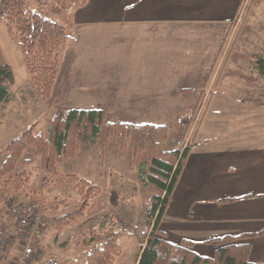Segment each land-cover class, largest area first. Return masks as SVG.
<instances>
[{
	"label": "crops",
	"instance_id": "obj_1",
	"mask_svg": "<svg viewBox=\"0 0 264 264\" xmlns=\"http://www.w3.org/2000/svg\"><path fill=\"white\" fill-rule=\"evenodd\" d=\"M47 1L28 3L36 10ZM240 6V0H87L66 13L70 36L52 96L38 100L47 125L56 112L70 110L101 111L115 124L169 128L194 119L186 138L194 147L160 230L174 245L193 243L205 258L214 257L212 241L237 238L250 245L251 263L264 264V75L251 63L248 97L216 92L237 82L238 65L229 62L235 48L227 45L239 33ZM7 31L0 33V66L12 67L15 84L0 109V148L11 143L14 111L38 97Z\"/></svg>",
	"mask_w": 264,
	"mask_h": 264
},
{
	"label": "trees",
	"instance_id": "obj_2",
	"mask_svg": "<svg viewBox=\"0 0 264 264\" xmlns=\"http://www.w3.org/2000/svg\"><path fill=\"white\" fill-rule=\"evenodd\" d=\"M245 0H240L243 6ZM259 0H252V4ZM53 20L31 10L28 0H0V26L8 20L9 32L24 55V62L31 74V86L42 102H49L60 67V52L69 39L66 13L86 4L87 0H53ZM250 60L264 75V57L252 55ZM249 82H255L250 79ZM15 84V74L10 65L0 66V109L10 100L9 87ZM186 128L180 145L167 150L164 143L170 131L165 126L115 124L107 121L101 111H58L50 119L46 136L36 135L35 128L28 129L5 149V160L0 167V207L9 196H18L30 183V173H17L19 165L28 168L31 160H24L25 152L33 148L34 156L42 159V168L61 183L76 186L81 196L78 207L52 221L58 232L77 224L87 216L93 196L100 192L97 185L81 180L75 175L63 176L58 165L78 156L81 144L99 145L102 159L106 150L114 154H129L132 164L140 165V183L150 194L145 207V227L140 240L142 250L137 264H254L250 262L251 247L238 244L237 238L212 241L216 248L213 258L196 254L194 244L182 241L170 243L160 230L162 221L172 202L187 159L194 144L186 145V138L194 119L181 121ZM124 236L114 229L91 232L84 236L81 250L88 252L87 264H114L121 256L119 240ZM249 235L244 238H252ZM2 262V261H1Z\"/></svg>",
	"mask_w": 264,
	"mask_h": 264
},
{
	"label": "rangeland",
	"instance_id": "obj_3",
	"mask_svg": "<svg viewBox=\"0 0 264 264\" xmlns=\"http://www.w3.org/2000/svg\"><path fill=\"white\" fill-rule=\"evenodd\" d=\"M53 6V0H48L43 9L35 10L34 6L30 8L56 20L51 12ZM241 11L239 33H236L227 45V50L235 48L231 52L229 62L235 60L238 65L239 69L232 74L238 84L235 83L231 88L221 84L215 91L226 95L248 97L246 81L255 77L249 68L246 69V66L252 63L250 56L264 57V0H259L255 4H252V0H245ZM7 23L8 20H3L0 33H8L7 28L8 26L10 28V25ZM17 79L18 85L24 83L19 71H17ZM244 81L246 84L242 83ZM33 89L30 88L32 92H28V98L31 95L32 99L35 97ZM197 96L200 98L201 95ZM35 101L24 103V106L19 105L18 110L14 111L11 118L13 126L9 128L7 135L8 142L20 138L33 127L36 135L44 133L46 136L48 125L43 121L46 112L38 97ZM170 124V128L165 126L169 131L171 130V136L169 134L170 139L168 138V142L164 143V147L167 150H174L182 141L180 127L186 128L181 121L179 126L177 122ZM185 144L191 143L186 141ZM5 149L6 146L0 148V166L5 159ZM101 156L99 145L90 147L84 143L81 144L76 159L65 160L58 165L59 174L75 175L81 180H89L88 182L97 185L100 189V192L92 197L90 209L84 219L60 232L51 225L44 235L43 244L57 256L59 264H87L89 253L81 250L82 239L88 233L104 232L108 229L124 234L119 240L122 254L114 264H136L140 256L142 250L140 236L145 227V207L150 198V194L140 183V165L132 164L128 153L117 156L111 149L106 150L104 159ZM23 159L31 160L32 166L26 168L19 165L16 172L30 173L31 180L24 192L14 197L26 202L34 200L41 203L51 224L54 219L65 216L78 207L81 196L76 186L61 183L54 175L46 173L42 168V159L34 156L33 148L25 152ZM0 215H3V219L6 218L2 208Z\"/></svg>",
	"mask_w": 264,
	"mask_h": 264
},
{
	"label": "built area",
	"instance_id": "obj_4",
	"mask_svg": "<svg viewBox=\"0 0 264 264\" xmlns=\"http://www.w3.org/2000/svg\"><path fill=\"white\" fill-rule=\"evenodd\" d=\"M2 209L6 218L0 221V264H59L43 244L51 221L41 203L9 196Z\"/></svg>",
	"mask_w": 264,
	"mask_h": 264
}]
</instances>
